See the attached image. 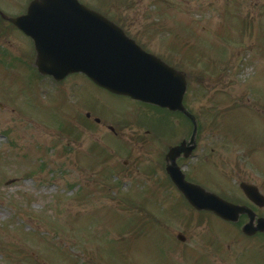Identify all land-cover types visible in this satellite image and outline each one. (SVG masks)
Wrapping results in <instances>:
<instances>
[{
	"label": "rangeland",
	"instance_id": "374dc122",
	"mask_svg": "<svg viewBox=\"0 0 264 264\" xmlns=\"http://www.w3.org/2000/svg\"><path fill=\"white\" fill-rule=\"evenodd\" d=\"M80 1L186 75L198 156L211 157L184 160L182 172L221 198L242 201L240 182L264 196V0ZM28 2L0 0V12L18 16ZM34 58L33 42L0 17V264H264L253 241L215 217L185 202L171 216L180 199L156 182L168 148L188 140V121L80 74L54 83ZM163 116L173 133L157 128ZM122 120L131 125L119 133ZM153 216L170 224L157 229Z\"/></svg>",
	"mask_w": 264,
	"mask_h": 264
},
{
	"label": "water",
	"instance_id": "95a60500",
	"mask_svg": "<svg viewBox=\"0 0 264 264\" xmlns=\"http://www.w3.org/2000/svg\"><path fill=\"white\" fill-rule=\"evenodd\" d=\"M27 9L20 17L5 18L34 41L39 73L58 81L70 74L83 73L108 92L182 113L193 122V133L188 141L170 147L167 152L166 172L174 185L190 205L214 212L222 219L235 221V215L245 211L246 208L231 205L188 183L176 164L181 155L189 158L196 147L197 135L195 118L183 105L187 91L183 73L147 53L122 28L79 0H32ZM241 188L253 203L264 204L256 188L246 184ZM258 226L264 230V221ZM244 232L255 231L249 224Z\"/></svg>",
	"mask_w": 264,
	"mask_h": 264
},
{
	"label": "flooded vegetation",
	"instance_id": "af4514ba",
	"mask_svg": "<svg viewBox=\"0 0 264 264\" xmlns=\"http://www.w3.org/2000/svg\"><path fill=\"white\" fill-rule=\"evenodd\" d=\"M85 115H86L87 119H89V117L91 116L90 112L85 114ZM94 121L97 124L99 123V120H94ZM121 124H122V126H120V128H118L120 130L119 133L122 132V130H124V129L126 130L127 128H130V125H131L130 123L127 124L125 120H123L121 122ZM82 126L85 127L86 125L82 124ZM85 129L86 130H90L91 128L89 129V128L85 127ZM109 129L114 135H117V132L115 131V129L113 127L109 128ZM145 133H148V132L145 131ZM221 150L231 153L230 149L228 148V145H222V149L220 148V150H218V151L221 152ZM198 151H200V147L199 148H195V150L192 152L193 153L192 154V158L198 157L196 163H201V162L207 163L210 160L211 155L210 156L205 155L204 157H202L203 156V151H204V148H202L201 152H200V153H202V155L198 156ZM208 152H209L208 154H214L215 155V153H216L215 152V147L210 148ZM201 157L203 158L202 160L200 159ZM185 163L186 162H184L183 158L179 159V164L185 165ZM160 167H161V169H162V171H163V173L165 175V179H162L160 181L158 180V182H156V184L157 185L159 184L160 186L163 187V186H166L165 185V182H166V184L170 185V187L173 188V190L177 192V197H179V198L183 197L180 194V192L178 193V190L176 189V187L173 186L170 178L168 176H166V173H165L166 171L165 170H166L167 166L165 164H163ZM153 169L154 168H151V170H149V173L153 174V172H155V171H153ZM189 177H191V176H189ZM187 178H188V176L186 175V180H187ZM187 181L188 182H192V180H187ZM241 183H244V182L238 183L239 184L238 187H239L240 194H242V201L241 200H235V199L234 200H228L227 199L232 204L236 203L237 205H239V207H243L244 209L246 208L244 212L239 213L238 215H235L236 218H237L235 222H230L229 223V222H226V221H222L220 218L212 215L209 212H196V213L197 214H202V215H200L201 217L202 216H204V217H206V216L215 217L217 220L230 225L233 229H235L234 231H236V234H237L236 237L237 238H240L242 236V238L245 239V240L253 241V244H252L253 248H255L257 250H262V253L264 255V230H260L258 228L259 227L258 225L261 223V221L264 220V204H257V203L255 204V203L250 202L248 200V198L245 196V194H243V192H242ZM245 183L253 185V186H257L258 185V184L248 183V182H245ZM259 187H260V185L257 186V188H258V190L260 192V188ZM167 192H168V190H167ZM178 195H180L181 197L178 196ZM159 214L160 215H164V210L160 211L159 213H156V212L153 213V215L157 216V217L159 216ZM154 216L151 217V220H152V223H153L155 228L156 227H158L157 229L165 228V223H167L168 225L170 224V221L168 219H166L165 216L163 217L164 221L160 220V219H158V218H156ZM198 222H200V221H198ZM198 222H195L194 224H197ZM200 223H202V222H200ZM190 224L191 223L188 222L187 223V227ZM246 224H250V225L253 226V231H255L253 235H247V234L245 235L243 233V228H244V226H246ZM168 228L169 227H166V230L169 233L170 229H168ZM242 238H240V239H242ZM245 251H247V250L245 249ZM238 259H239V261H237V263H235V264H240V262L242 263V259H240V258H238Z\"/></svg>",
	"mask_w": 264,
	"mask_h": 264
},
{
	"label": "trees",
	"instance_id": "16d2710c",
	"mask_svg": "<svg viewBox=\"0 0 264 264\" xmlns=\"http://www.w3.org/2000/svg\"><path fill=\"white\" fill-rule=\"evenodd\" d=\"M108 1H111V0H106L105 2H102V4H103V5H107ZM107 6H108V5H107ZM99 10H100L101 12H105V11H106L105 9L103 10L102 8H99ZM105 13H106V16H107V13H108V12L106 11ZM112 17H113V16H112ZM163 34H164V33H163ZM174 46H175V45H174ZM158 111H160V110L158 109Z\"/></svg>",
	"mask_w": 264,
	"mask_h": 264
}]
</instances>
